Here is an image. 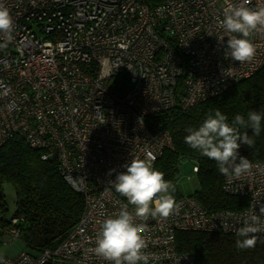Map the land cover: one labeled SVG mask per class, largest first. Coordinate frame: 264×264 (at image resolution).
Returning a JSON list of instances; mask_svg holds the SVG:
<instances>
[{"label": "built area", "instance_id": "1", "mask_svg": "<svg viewBox=\"0 0 264 264\" xmlns=\"http://www.w3.org/2000/svg\"><path fill=\"white\" fill-rule=\"evenodd\" d=\"M149 2L0 0L14 20V38L0 49V147L17 140L40 151L41 160H54L60 176L83 197L76 226L57 247L34 257L24 250L2 256L4 264H110L94 253L95 237L127 198L109 181L134 157H154L155 168L172 148L169 133L149 127L147 119L218 96L264 64V31L250 37L256 48L251 62L225 55L228 36L235 35L220 24L230 0ZM260 5L264 0L249 4ZM251 163L249 173L222 182L225 194L246 199L238 211H208L175 190L177 211L137 219L146 225L148 264H196L192 254L177 251V232L234 235L245 214H259L264 163ZM5 236L8 244L19 241L16 229Z\"/></svg>", "mask_w": 264, "mask_h": 264}, {"label": "trees", "instance_id": "2", "mask_svg": "<svg viewBox=\"0 0 264 264\" xmlns=\"http://www.w3.org/2000/svg\"><path fill=\"white\" fill-rule=\"evenodd\" d=\"M216 109L228 117L229 123L237 114L247 119V113L251 110L264 115V64L252 76L218 96L186 110L175 107L151 115L147 125L165 130L172 139V148L162 152L155 162V169L164 173L166 181L173 183L178 174L179 160H194L198 167L196 177L199 190L191 196L208 211H238L246 205V199L225 194L221 189L225 176L219 172L216 162L200 155L184 142L187 135L185 129L199 127L206 114H214ZM244 131L252 136L251 129H241V132ZM253 138L255 144L252 147L241 145L240 155L250 162L264 163V118L260 135ZM4 184L6 188L12 187L16 197L15 211L10 219L6 218L8 207L3 195ZM176 195L181 196L177 192ZM82 209V195L60 176L54 160H41V152L29 148L22 141L13 140L0 147L2 238L6 231L16 229L23 250L34 257L44 250L57 247L76 226ZM12 219L16 220L14 224ZM237 239L236 234L190 231L175 235L177 251L192 254L196 264H264V237L257 236L255 247L248 249H238L235 243Z\"/></svg>", "mask_w": 264, "mask_h": 264}, {"label": "clouds", "instance_id": "3", "mask_svg": "<svg viewBox=\"0 0 264 264\" xmlns=\"http://www.w3.org/2000/svg\"><path fill=\"white\" fill-rule=\"evenodd\" d=\"M251 0H231L224 9L221 27L228 36L225 55L233 61L251 62L256 48L250 37L254 32L264 31V5L250 7ZM14 20L10 11L0 4V49L6 48L13 40ZM224 38L220 39L223 42ZM264 115L251 110L247 119L237 114L231 123L219 109L214 114L209 112L199 127L185 129L184 142L200 155L216 162L219 172L225 177H240L251 171L253 165L247 157L240 155L241 145L252 147L253 137L261 132V121ZM140 124L143 117L138 118ZM251 129L252 136L248 131ZM153 158L134 157L126 162L124 172L116 174L115 180L109 181L121 196L127 198L117 213L112 214L100 223L95 237L94 253L110 264H148L149 254L144 249L146 225L136 220L147 221L151 218H167L178 210L172 193L175 185L164 179V173L153 167ZM114 171V170H111ZM129 205L133 211H129ZM230 215V214H229ZM264 208L259 214L250 212L244 215L241 226L236 229L235 241L238 249L253 248L257 242V233L264 232ZM222 227H227L222 223ZM0 264L4 258L0 256Z\"/></svg>", "mask_w": 264, "mask_h": 264}, {"label": "rangeland", "instance_id": "4", "mask_svg": "<svg viewBox=\"0 0 264 264\" xmlns=\"http://www.w3.org/2000/svg\"><path fill=\"white\" fill-rule=\"evenodd\" d=\"M194 160L182 159L178 162V173L179 177L176 179L175 184L177 186L176 192L178 195L190 196L199 190L198 181L196 174L192 172L195 165ZM3 195L7 202L8 211L6 213V218L10 219L15 211V193L12 187L5 188L3 190ZM6 236L3 238L0 234V256L11 257L16 256L17 253L22 248L19 241H15L13 244H8L5 242Z\"/></svg>", "mask_w": 264, "mask_h": 264}, {"label": "water", "instance_id": "5", "mask_svg": "<svg viewBox=\"0 0 264 264\" xmlns=\"http://www.w3.org/2000/svg\"><path fill=\"white\" fill-rule=\"evenodd\" d=\"M179 176H180V175H179V173H178V174L176 175L175 179H177ZM6 186H7V185H6V184H4V185H3V189H5V188H6Z\"/></svg>", "mask_w": 264, "mask_h": 264}, {"label": "crops", "instance_id": "6", "mask_svg": "<svg viewBox=\"0 0 264 264\" xmlns=\"http://www.w3.org/2000/svg\"><path fill=\"white\" fill-rule=\"evenodd\" d=\"M13 243H14V242H13ZM13 243H11V244H13ZM20 243H21V242H20ZM20 245H22V244H20ZM21 250H23V247L20 249V251H21ZM20 251H19V252H20ZM19 252H18V253H19ZM18 253H17V254H18ZM11 257H15V255H14V256H11Z\"/></svg>", "mask_w": 264, "mask_h": 264}]
</instances>
